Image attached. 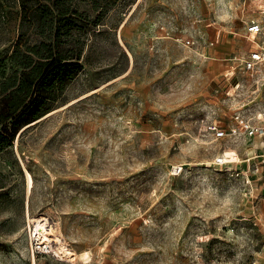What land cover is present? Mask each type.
<instances>
[{
    "label": "rangeland",
    "instance_id": "374dc122",
    "mask_svg": "<svg viewBox=\"0 0 264 264\" xmlns=\"http://www.w3.org/2000/svg\"><path fill=\"white\" fill-rule=\"evenodd\" d=\"M66 2L72 23L53 41L82 55L40 91L47 113L0 152V264H31L27 211L90 251L72 262L35 247L36 264H264V168L252 192L232 164H213L225 148L262 153L264 140L207 129L230 133L241 107L264 104V83L241 66L227 77L234 49L250 46L236 34L242 0ZM17 9L0 8V58ZM39 39L30 27L22 41Z\"/></svg>",
    "mask_w": 264,
    "mask_h": 264
},
{
    "label": "trees",
    "instance_id": "16d2710c",
    "mask_svg": "<svg viewBox=\"0 0 264 264\" xmlns=\"http://www.w3.org/2000/svg\"><path fill=\"white\" fill-rule=\"evenodd\" d=\"M4 5L18 7V33L9 55L0 58V152L32 124L24 126L47 113L40 111V91L51 88L55 76L82 55V49L59 50V40L53 41L56 31L72 23L67 18L75 11L70 12L66 0H0V8ZM87 18L92 25L103 24L99 15ZM30 27L41 38L33 44L22 41Z\"/></svg>",
    "mask_w": 264,
    "mask_h": 264
},
{
    "label": "built area",
    "instance_id": "2783aa9c",
    "mask_svg": "<svg viewBox=\"0 0 264 264\" xmlns=\"http://www.w3.org/2000/svg\"><path fill=\"white\" fill-rule=\"evenodd\" d=\"M252 11L259 18L245 15L248 10ZM240 21L244 25L242 37L250 42V48L247 50L239 49L231 60L233 63L230 66V77L237 66H241L248 78L254 83H264V0H242L240 5ZM184 44L190 46L193 40L187 39ZM236 66V67H235ZM238 82L233 85V89H238ZM235 124L230 129V133L219 128L216 121H212L207 129L210 130L215 139L222 138L226 135L232 136H248L258 137L264 140V104L260 105L253 102L252 105L241 107L234 115ZM232 168L236 175L241 174L244 177L245 184L252 189V183L260 179L262 167L264 168V151L262 153H254L243 158H237L231 162ZM213 164L224 165L223 161L216 158ZM264 175V174H263ZM256 186V185H255Z\"/></svg>",
    "mask_w": 264,
    "mask_h": 264
},
{
    "label": "bare ground",
    "instance_id": "6f19581e",
    "mask_svg": "<svg viewBox=\"0 0 264 264\" xmlns=\"http://www.w3.org/2000/svg\"><path fill=\"white\" fill-rule=\"evenodd\" d=\"M229 73L230 70H228L227 75H229ZM238 84H239L238 87H240V83ZM28 125L24 126L22 129H24ZM251 151H253L252 147L247 148V153L249 155L254 153V152L251 153ZM217 158L223 161L224 163H228L240 157L235 152L234 149L225 148L222 150L221 154H219ZM175 167L176 169L181 170L179 164L176 165ZM22 171L25 178V190L27 197L26 203L28 204V198L29 195L31 194L34 181L31 173L23 163H22ZM26 220H27L26 228L28 232V238L32 247L30 254L31 264H36V252L34 250L35 247L39 248L40 250H44V252H51L62 260L75 262L77 258H79L80 260H84V262H87V259L90 257V251L84 250L82 252H78L74 247L71 246L66 235L48 216L44 214H37V215L34 214L31 216L28 214L27 211Z\"/></svg>",
    "mask_w": 264,
    "mask_h": 264
},
{
    "label": "crops",
    "instance_id": "0c3cea01",
    "mask_svg": "<svg viewBox=\"0 0 264 264\" xmlns=\"http://www.w3.org/2000/svg\"><path fill=\"white\" fill-rule=\"evenodd\" d=\"M236 13H237V19L240 20V6L237 7V12H236ZM241 23H242V22H241ZM243 26H244V25H243ZM243 29H244V27H243ZM243 29H242L241 31H238V32L236 33L237 36L243 38V37H242ZM210 44H213V41H211ZM250 46H251V45H250ZM250 46H249V47H245V45H242V46L239 45V46H237V47L234 49V51H233V55H234L236 52H238L239 49L247 50V49L250 48ZM231 58H232V57H231ZM230 60H231V59H230ZM231 61H232V60H231ZM235 83H237V82H234V84H235ZM234 84H232V86H231L232 89H233V85H234ZM250 102H251L250 105H252L253 102H256V101L251 100ZM256 103H257V102H256ZM258 104H259V103H258ZM256 189H257V188H256Z\"/></svg>",
    "mask_w": 264,
    "mask_h": 264
}]
</instances>
